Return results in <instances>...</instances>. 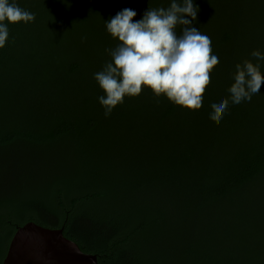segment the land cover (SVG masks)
Instances as JSON below:
<instances>
[{
	"label": "trees",
	"instance_id": "obj_1",
	"mask_svg": "<svg viewBox=\"0 0 264 264\" xmlns=\"http://www.w3.org/2000/svg\"><path fill=\"white\" fill-rule=\"evenodd\" d=\"M15 2L35 21L9 24L0 49V264L31 222L63 229L99 264H264V84L223 120L209 115L235 65L264 52V0H222L237 9L211 18L219 63L201 109L147 89L109 117L93 74L117 41L87 34L106 11L137 20L142 0Z\"/></svg>",
	"mask_w": 264,
	"mask_h": 264
},
{
	"label": "clouds",
	"instance_id": "obj_2",
	"mask_svg": "<svg viewBox=\"0 0 264 264\" xmlns=\"http://www.w3.org/2000/svg\"><path fill=\"white\" fill-rule=\"evenodd\" d=\"M199 11L195 0H170L168 7L148 8L139 20L133 19L135 10L125 8L105 21L107 33L117 41L114 48L105 49L111 59L93 74L104 93L98 102L105 117L126 97H138L145 88L174 105L201 109L219 58L213 54L211 38L193 26ZM34 21L35 14L15 0H0V49L8 42L9 24ZM250 55L255 62L245 59L235 65L229 95L212 103L211 119L223 120L230 104L251 102L261 93L264 52L256 49Z\"/></svg>",
	"mask_w": 264,
	"mask_h": 264
},
{
	"label": "water",
	"instance_id": "obj_3",
	"mask_svg": "<svg viewBox=\"0 0 264 264\" xmlns=\"http://www.w3.org/2000/svg\"><path fill=\"white\" fill-rule=\"evenodd\" d=\"M3 264H99L98 256L84 253L64 236L63 229L28 223L18 228Z\"/></svg>",
	"mask_w": 264,
	"mask_h": 264
},
{
	"label": "rangeland",
	"instance_id": "obj_4",
	"mask_svg": "<svg viewBox=\"0 0 264 264\" xmlns=\"http://www.w3.org/2000/svg\"><path fill=\"white\" fill-rule=\"evenodd\" d=\"M29 1H31V0H29ZM212 1H214V0H195L196 4H198L200 7V11L198 13L197 21H195L193 24V26L197 27V29H199L202 33L206 34L210 38L212 36L210 34L211 18L212 19H218V18L223 19L226 16L229 9H230L229 11H231V12L234 9H237V7H235L233 5L230 6L226 2H221L222 0L216 4V9H214ZM142 2L145 4V9L143 11V13H144L148 8L161 7L162 0H161V2H160V0H142ZM217 11H218V13L220 12V14L221 15L223 14V15L221 17H218ZM142 16H143V14H141L137 20L141 19ZM97 18L98 19L100 18V19L96 25L91 27L90 32L87 34L88 36H91L96 30H98V32H100L101 30H105L106 29L104 27L105 21L108 20L109 18H111V16L106 11L105 13L101 14L100 17L98 16ZM102 23L104 25L101 28L100 24H102ZM98 28H101V29H98ZM75 30H77V26H74L73 28H72V26H70V29H67V31H70L69 32L70 34H68L70 46L72 47V48H70V50H73V51L80 53V51L85 50L86 45H83L84 43H83L82 37H78V36L74 35V33H77V31H75ZM81 31H83V30L81 29ZM178 31H179V29H178ZM85 33H87V32H85ZM96 35L98 36V38H100V36H101L100 33H96ZM102 35H105V33H103ZM92 40H93V45L96 46V44H97L96 40H94V39H92ZM83 55L84 54H82V56ZM146 90H147V88H145L143 91H146Z\"/></svg>",
	"mask_w": 264,
	"mask_h": 264
}]
</instances>
